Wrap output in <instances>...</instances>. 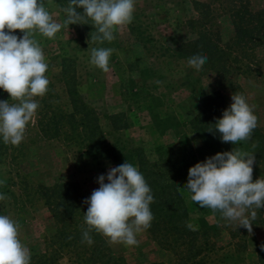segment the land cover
<instances>
[{
	"label": "rangeland",
	"instance_id": "obj_1",
	"mask_svg": "<svg viewBox=\"0 0 264 264\" xmlns=\"http://www.w3.org/2000/svg\"><path fill=\"white\" fill-rule=\"evenodd\" d=\"M42 2L53 20L64 25L66 6L58 0ZM230 2L135 0L132 22L114 31L115 39L111 42H94L92 36L97 34L96 29L93 23L85 26L84 22L63 26L54 39L35 34L48 65L45 73L49 80L48 90L43 97L33 98L39 106L26 126L22 142L19 146L8 144L9 150L0 160V181H4L0 183V194L6 197L0 201V215L18 223V238L29 250L30 263L38 264L44 259L41 256H49L56 248L55 244H50L56 227L37 191L38 185L75 183L83 207L88 209L84 201L99 188L100 175L106 176L111 167L126 160L138 168L131 159V148H141L150 160L157 158L160 147L173 143L194 152L205 148L204 159L211 157L210 150L215 147L216 153L229 151L216 132L215 123L232 103L236 89L250 106H254L256 128L264 129V45L256 47L255 56L262 60L260 72L237 74L232 71L226 76L207 65L200 71L190 67L187 61L191 56L182 46L194 40L203 29L217 33L222 42L229 40L233 33L226 11ZM263 5L264 0H251L253 9ZM78 26H82L81 34ZM14 34L23 35L19 30ZM92 48L115 50L109 57V72L90 63ZM63 59H68L64 75L69 74L73 81L62 74ZM69 86L76 89L87 101V106L99 115V125L106 140L119 153L118 160L86 154L81 147L82 136L79 138L73 133L68 124L60 128L58 135L43 131L44 117L50 115L48 101L53 100L66 113L72 111L73 104L66 89ZM0 101L15 103L3 89H0ZM200 117L204 118L197 124L200 126L193 125ZM227 144L232 150L250 154L257 148L258 138L253 131L250 140ZM253 173L257 179H264V161L253 164ZM190 195L183 191L189 221L215 245L208 254L209 264H258L257 251L264 242V226L254 223L249 233L237 227V222L223 219L219 212L200 208ZM256 212L263 217L264 207ZM136 239L138 245H110L113 254L122 257L126 264L167 260L168 254L145 230L137 233ZM76 252L74 247H63L53 264H87L86 253L81 254L80 261Z\"/></svg>",
	"mask_w": 264,
	"mask_h": 264
},
{
	"label": "clouds",
	"instance_id": "obj_2",
	"mask_svg": "<svg viewBox=\"0 0 264 264\" xmlns=\"http://www.w3.org/2000/svg\"><path fill=\"white\" fill-rule=\"evenodd\" d=\"M134 2L70 0L63 9L67 19L62 25L53 20L42 0H0V89L15 102L0 101V137L6 145L19 146L39 106L33 98L43 97L48 90L49 80L45 75L48 65L35 34L54 39L63 26L82 24V21L87 24L91 19L97 33L92 40L111 42L115 39L114 31L132 22ZM16 30L23 33L22 37L14 34ZM114 51L92 48L90 63L107 73L109 57ZM206 61V56L194 55L187 63L200 71ZM231 100L222 118L216 120L215 130L222 142L236 145L251 139L257 116L253 114L254 106L242 94H233ZM254 162V155L238 149L218 152L189 168L184 188L200 208L219 212L223 219L237 222V227L251 233L256 209L264 207V179L253 182ZM97 182L99 188L84 201L88 209L84 213L87 228L82 232V243L92 245L90 232L95 230L109 245H138L136 234L150 228L154 219L149 207L154 197L144 176L126 160L111 167L106 176L100 175ZM5 199L0 194V201ZM185 226L191 231L198 230L191 223ZM18 228V223L0 215V264H30V253L18 238Z\"/></svg>",
	"mask_w": 264,
	"mask_h": 264
},
{
	"label": "trees",
	"instance_id": "obj_3",
	"mask_svg": "<svg viewBox=\"0 0 264 264\" xmlns=\"http://www.w3.org/2000/svg\"><path fill=\"white\" fill-rule=\"evenodd\" d=\"M58 2L68 7L70 0H58ZM229 4L226 11L229 13L233 30L229 40L222 42L217 33L214 34L203 29L198 32L194 40L188 41L182 46L190 56H206L207 61L204 65L224 76L232 71L237 74L260 72V61L262 60H259L255 54L256 47L264 45V5L253 9L251 0H231ZM82 11L79 9V12ZM89 23H93V21L88 19L87 25ZM77 30L81 34L82 26H78ZM67 61L68 59L62 60V74L65 79L69 78V81H73L74 79L69 74L64 75ZM66 89L70 102L73 104L72 111L66 113L59 104L54 103L53 100L51 103L48 101L46 105L47 108L50 107L48 109L50 115L44 117L46 123L43 124L45 127L43 131L58 135L60 128L68 124L73 133H76L79 138L82 136L81 147L87 151L86 154L118 160L119 153L106 140L99 125V115L94 109L87 106V101L82 95H78L76 89L70 86ZM235 94H240L238 89ZM42 103L44 108L45 104ZM210 118L212 119V116ZM203 119V117L196 118L193 125L202 123ZM39 123L42 124L41 121ZM114 124L113 126L116 128ZM253 131L257 135L258 146L250 154L255 156L254 165H257L264 161V129L255 128ZM225 144L229 151H232L231 146ZM9 147L0 137V160L7 154ZM214 149L210 150L211 156L217 152ZM205 150L202 148L200 151L194 152L184 145L173 143L160 147L157 158L150 160L141 148H131V159L137 163L138 170L144 176L154 197V202L149 206L154 219L151 222V227L145 231L159 248L168 254L166 261H151L147 264H209L208 254L213 251L215 245L207 239L204 232L191 231L185 226L190 221L183 196V191H188L184 188L188 179V170L196 163L205 161ZM15 157L16 155L13 156V158ZM255 180L257 177L253 173V181L255 182ZM37 191L49 209L56 227L50 238V244H55L56 248L49 256H41L44 259L38 264H53L65 246L77 249L76 254L80 261L83 257L81 254L86 253L84 259L87 264H89L88 262L126 264L122 257L113 254L106 238L95 230L90 232L93 244L89 246L86 242L82 243V232L87 228L84 220L87 208L83 207L81 194L75 183L64 181L55 182L50 186L38 185ZM259 215L261 214L257 213L256 219L251 222L264 226V216ZM262 246H264V242L258 247V264H264ZM52 254L55 256L50 257Z\"/></svg>",
	"mask_w": 264,
	"mask_h": 264
}]
</instances>
